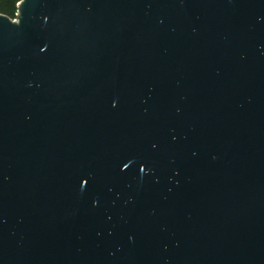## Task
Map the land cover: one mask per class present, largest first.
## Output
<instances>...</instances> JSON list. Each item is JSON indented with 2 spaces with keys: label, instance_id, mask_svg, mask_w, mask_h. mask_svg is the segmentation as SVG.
Masks as SVG:
<instances>
[{
  "label": "water",
  "instance_id": "water-1",
  "mask_svg": "<svg viewBox=\"0 0 264 264\" xmlns=\"http://www.w3.org/2000/svg\"><path fill=\"white\" fill-rule=\"evenodd\" d=\"M0 264H264V0L0 14Z\"/></svg>",
  "mask_w": 264,
  "mask_h": 264
},
{
  "label": "trees",
  "instance_id": "trees-1",
  "mask_svg": "<svg viewBox=\"0 0 264 264\" xmlns=\"http://www.w3.org/2000/svg\"><path fill=\"white\" fill-rule=\"evenodd\" d=\"M20 0H0V14L14 19L17 13V4Z\"/></svg>",
  "mask_w": 264,
  "mask_h": 264
}]
</instances>
